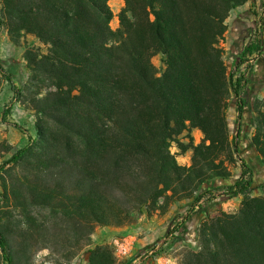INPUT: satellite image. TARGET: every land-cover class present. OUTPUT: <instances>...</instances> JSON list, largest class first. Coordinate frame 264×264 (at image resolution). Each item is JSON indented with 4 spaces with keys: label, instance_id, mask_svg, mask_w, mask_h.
Returning a JSON list of instances; mask_svg holds the SVG:
<instances>
[{
    "label": "trees",
    "instance_id": "1",
    "mask_svg": "<svg viewBox=\"0 0 264 264\" xmlns=\"http://www.w3.org/2000/svg\"><path fill=\"white\" fill-rule=\"evenodd\" d=\"M123 1L113 28L110 0H1L0 20L14 40L30 34L49 50L28 49L12 86L36 137L0 165L8 208L0 264H32L39 250L72 258L84 248L89 264H134L117 263L107 243L93 244L95 228L133 226L183 201L202 210L216 181L236 188L241 207L204 209L198 246L187 244L179 264H264V183L254 184L252 159L241 158L251 172L246 183H231L229 166L243 143L264 165V98L251 102L252 74L234 81L264 45L249 41L231 65L221 46L230 14L248 0ZM7 69L0 60V85ZM241 95L236 106L250 115L234 133L228 110ZM174 142L192 150L190 165L177 161ZM16 167L21 174L4 177ZM173 235L184 239L180 229Z\"/></svg>",
    "mask_w": 264,
    "mask_h": 264
},
{
    "label": "rangeland",
    "instance_id": "2",
    "mask_svg": "<svg viewBox=\"0 0 264 264\" xmlns=\"http://www.w3.org/2000/svg\"><path fill=\"white\" fill-rule=\"evenodd\" d=\"M110 5L115 14L112 21V27L115 28L118 25L117 15L122 8L123 0H110ZM262 17H264L263 0H248L245 5L239 7L230 14L228 18L229 29L225 39L221 42V46L225 50L226 61L229 65H231L234 58L242 51L243 47L249 41L256 38L261 39L264 45ZM28 49H34L39 53H46L49 50V45L44 44L33 35L26 33H22L21 36L14 40L7 26L1 23L0 20V60L9 71L2 77L0 85V165H2L5 160L9 159L16 150L24 147L31 139L36 137V131L33 125L34 119L28 112L22 111L18 108V105L14 103L15 91L12 88V86L19 87L20 85L17 77L22 74V67L25 63L24 53ZM153 62L159 69L161 67V56L156 55L153 58ZM242 74H244V80L252 74L256 82L255 88L252 87L249 91L251 102L257 98H264V50L261 53H255L248 62L241 66L240 70L235 73L234 81ZM246 90L247 83H243L240 94L243 95ZM28 94H32V90L27 91V96L29 97ZM242 95L233 101L232 106H230L228 110L230 128L234 133L237 132L241 117L243 116L245 120H248L250 115L249 109H245L242 112L239 111L236 106L237 101L240 100ZM7 111H9V113ZM193 137L194 143H198L202 140L203 133L196 130L193 132ZM178 139L184 144L189 142V137L185 135L180 136ZM171 150L181 165L188 166L191 164L192 150H182L178 142L172 144ZM242 157L253 160L251 166L253 167V174L256 180L254 184L264 183V165L258 161L254 151L246 145V143H243L241 148L236 150V160L229 164L234 175V179L231 183H246L250 177L251 172L244 166V162L241 160ZM16 174H21V169L17 167L13 168L4 174V177L10 178ZM229 185L230 184L227 182L216 181L213 183V188L210 191H207L208 187L205 185L203 191L207 192L200 201V204L203 206L202 210H199L198 205L184 206V201L175 203L169 207V210L164 215H156L151 218L144 216L138 224L133 226H98L95 228L91 241L93 244L107 243L117 263L137 258V261H151L152 264H157V257L154 258V256H152V251L156 249L163 240L167 241V237L170 233L174 234L177 229H180L181 234L184 236L183 241L173 235L169 243L165 245L163 243L156 249H163L161 255L163 254L170 258L169 264H179L181 253L187 244L192 247L198 246L197 229L200 221L203 219L204 209H208L212 215H215L218 213L219 209L227 212H236L241 207V196L236 195L234 193L236 188H231ZM7 210L8 208L3 207V196L0 192V215H4ZM121 229H138V236L142 241L134 245L132 252L128 256L118 258L114 253L111 242L113 237L126 232ZM85 250L86 248H84L80 254L72 258L66 257L62 252L58 251L39 250L33 256L31 263L89 264V254L85 252ZM3 264H5V262Z\"/></svg>",
    "mask_w": 264,
    "mask_h": 264
},
{
    "label": "built area",
    "instance_id": "3",
    "mask_svg": "<svg viewBox=\"0 0 264 264\" xmlns=\"http://www.w3.org/2000/svg\"><path fill=\"white\" fill-rule=\"evenodd\" d=\"M136 233L139 234V232H136ZM136 233L135 234L134 233L120 234V235L113 237L111 244L114 249V253L118 258H123L125 256H128L132 252L134 245H135V241H136ZM172 236H173V233H170L167 237L168 240L167 241L163 240L161 244L164 243L165 245L169 243L170 238ZM161 244L158 245L157 248H159ZM156 249H154L152 252H154ZM156 260H157V264H169L170 263V258L164 256L163 254L158 256Z\"/></svg>",
    "mask_w": 264,
    "mask_h": 264
},
{
    "label": "crops",
    "instance_id": "4",
    "mask_svg": "<svg viewBox=\"0 0 264 264\" xmlns=\"http://www.w3.org/2000/svg\"><path fill=\"white\" fill-rule=\"evenodd\" d=\"M123 5H124V1H123ZM123 5H122V7H123ZM121 230H124V231H126V232H123V233H121V234H126V233H136V232H138V229H121ZM140 241H142V239L138 236V234L136 233V241H135V244L137 243V244H139L140 243ZM138 259L137 258H134V260H133V262L134 263H136V264H152V262L151 261H137Z\"/></svg>",
    "mask_w": 264,
    "mask_h": 264
}]
</instances>
